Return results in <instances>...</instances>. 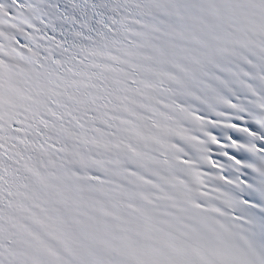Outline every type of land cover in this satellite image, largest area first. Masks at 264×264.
Masks as SVG:
<instances>
[{"label":"snow or ice","instance_id":"6c2138e0","mask_svg":"<svg viewBox=\"0 0 264 264\" xmlns=\"http://www.w3.org/2000/svg\"><path fill=\"white\" fill-rule=\"evenodd\" d=\"M0 264H264V0H0Z\"/></svg>","mask_w":264,"mask_h":264}]
</instances>
